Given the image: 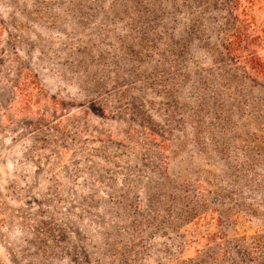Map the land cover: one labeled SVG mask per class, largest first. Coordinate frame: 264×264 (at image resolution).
I'll return each instance as SVG.
<instances>
[{"label":"rangeland","instance_id":"rangeland-1","mask_svg":"<svg viewBox=\"0 0 264 264\" xmlns=\"http://www.w3.org/2000/svg\"><path fill=\"white\" fill-rule=\"evenodd\" d=\"M234 6L0 0V98L21 74L45 93L0 110V264H264V80L225 49Z\"/></svg>","mask_w":264,"mask_h":264},{"label":"trees","instance_id":"trees-1","mask_svg":"<svg viewBox=\"0 0 264 264\" xmlns=\"http://www.w3.org/2000/svg\"><path fill=\"white\" fill-rule=\"evenodd\" d=\"M258 1L234 0L235 13L232 15L233 22L229 24V30L225 36L227 43L225 49L235 61H245L249 70L264 80V28L259 29L255 14ZM244 3L247 4L246 8ZM15 79L10 82L17 98L12 99L13 103L10 99L7 104V101L3 99L4 95L1 94L0 110L11 112L10 109L15 107L24 113H30L35 109L40 111L41 98L45 96L41 87L38 84L36 86L30 84L29 78L22 74ZM59 108V105L54 107L55 110ZM7 116H9L8 113Z\"/></svg>","mask_w":264,"mask_h":264}]
</instances>
